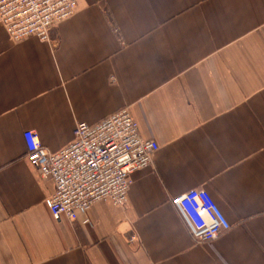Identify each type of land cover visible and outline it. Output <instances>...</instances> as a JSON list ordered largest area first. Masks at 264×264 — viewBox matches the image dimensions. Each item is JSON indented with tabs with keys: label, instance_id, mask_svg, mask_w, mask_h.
<instances>
[{
	"label": "crops",
	"instance_id": "crops-1",
	"mask_svg": "<svg viewBox=\"0 0 264 264\" xmlns=\"http://www.w3.org/2000/svg\"><path fill=\"white\" fill-rule=\"evenodd\" d=\"M50 36L0 24V264H264V0H77ZM126 107L159 145L127 206L55 219L24 131L56 152ZM194 188L232 226L208 243L171 204Z\"/></svg>",
	"mask_w": 264,
	"mask_h": 264
},
{
	"label": "built area",
	"instance_id": "built-area-1",
	"mask_svg": "<svg viewBox=\"0 0 264 264\" xmlns=\"http://www.w3.org/2000/svg\"><path fill=\"white\" fill-rule=\"evenodd\" d=\"M77 0H0V24L11 38L36 37L51 41V30L72 17ZM27 160L44 180H52L54 192L47 205L57 220L77 219L97 202L118 207L128 204L131 175L153 164L158 143L143 138L128 107L97 124L77 122L72 141L59 151H50L34 129L24 131ZM213 196L194 188L171 199L194 242L208 243L231 229V223ZM137 241L136 235L130 242Z\"/></svg>",
	"mask_w": 264,
	"mask_h": 264
}]
</instances>
